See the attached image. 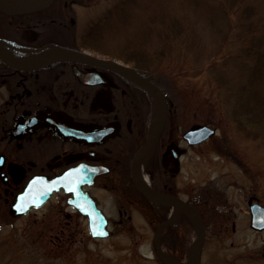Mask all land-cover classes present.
Instances as JSON below:
<instances>
[{"label":"rangeland","instance_id":"obj_1","mask_svg":"<svg viewBox=\"0 0 264 264\" xmlns=\"http://www.w3.org/2000/svg\"><path fill=\"white\" fill-rule=\"evenodd\" d=\"M235 1L226 0L227 5ZM241 1L229 13V23L220 9L221 0H92V11H87L98 30L92 37V52L147 68L169 99L170 119L143 173L150 184L156 180L164 143L183 149L169 181L203 219L198 264H264V230L249 226L248 209L253 202L264 205V134L248 133L231 115L235 91L255 63L252 56L240 52L242 24L264 21V0H248L250 10L243 13L247 16L238 18ZM85 10L75 12L78 44L84 42L91 18L80 16ZM171 16L185 26L188 48L181 40L182 50L179 44L167 50L170 46L162 34ZM143 50L149 55H144L149 59L146 63L132 60V53ZM253 80L249 90L264 99V64ZM135 102L124 96L122 109L113 111L122 134L118 142L124 141L126 148L138 145L146 135L133 115ZM99 111L100 107L95 108L99 118L114 117L111 111L102 116ZM149 118L150 112L146 124ZM200 124L213 127L215 134L187 144L182 132ZM100 182L92 187V194L108 219L109 235L104 238L90 235L85 216L67 204L61 193L24 214H12L11 197L5 199L0 181V264H165L155 251L157 222L152 208L136 202L127 178L108 177ZM15 187L12 184L11 189ZM196 234L194 228L187 234L183 252L176 251L179 262L187 261Z\"/></svg>","mask_w":264,"mask_h":264},{"label":"flooded vegetation","instance_id":"obj_2","mask_svg":"<svg viewBox=\"0 0 264 264\" xmlns=\"http://www.w3.org/2000/svg\"><path fill=\"white\" fill-rule=\"evenodd\" d=\"M55 4L51 12V6ZM81 8L86 10L80 16L91 18H88L89 24L83 35L84 42L78 44L74 33L77 22L75 12ZM87 11H92V0H53L34 12L11 13L8 38L0 36L5 41L2 49L8 55L23 56L41 50L51 43L43 39L55 36L59 44L55 46L59 48L97 54L92 52V36L98 31L97 25L92 27V13ZM85 13L88 14L85 16ZM120 61L137 70L129 62ZM139 89L142 88L119 72L90 61L59 60L34 69H21L0 60V181L5 199L11 197L12 205L16 193L34 173L51 176L74 165L79 166V188L86 192L88 198L93 197L97 205L92 187L101 183L100 179L123 177L130 181L131 159L142 142L130 148L125 147L124 141L118 142L122 134L115 113L122 109L120 100L124 96L133 97L136 101L133 115L138 116L145 132L152 102L145 92L149 109L143 119ZM97 107H100L99 115L115 111L114 117H97ZM168 112L162 131L167 125ZM110 124H114L115 128L107 135L101 138L92 135L93 130ZM182 151L172 142L163 144L154 189L178 196L169 180L178 169ZM38 164L39 168L34 170L33 167ZM92 166L107 168V171L102 170L104 172L95 176L93 184L90 176ZM20 182L21 186L17 185ZM12 184L16 187L11 189ZM107 185L102 184L104 187ZM57 193L63 194L68 204L72 193H65L63 189ZM135 193L136 202H146L149 207L160 211L161 206H167L162 202L148 201L138 190ZM75 198L77 206L69 205L83 215L81 210L89 207L88 200L85 197ZM83 216L87 220L86 214Z\"/></svg>","mask_w":264,"mask_h":264},{"label":"water","instance_id":"obj_3","mask_svg":"<svg viewBox=\"0 0 264 264\" xmlns=\"http://www.w3.org/2000/svg\"><path fill=\"white\" fill-rule=\"evenodd\" d=\"M51 1L52 0H0V8L12 13L31 12L45 7ZM3 44H5V41L0 39V60L15 68L34 69L58 60L90 61L92 62V64L110 68L128 77L139 86L144 88L149 96L150 93L153 92L156 97L159 109L158 120L151 133L148 132L145 141L138 147L132 157L130 164L131 178L137 189L148 200L164 202L172 206L173 208L176 207V214L174 215V217L169 216L166 221L159 224L156 228L155 247L160 258L166 264H172L162 255V251L159 245V233L160 229L164 225L176 221L180 214L183 212L192 220L197 231L196 239L193 242L188 254L187 264H192L194 260L196 261L195 264H198V256L204 239V225L199 211L192 204L184 201L180 197L152 189L150 186L144 184L140 180V177L137 173V166L141 156L145 152L151 150V148L154 146L166 119L167 102L162 89L157 84L152 82L148 77H145L144 75L138 73L136 70L114 59L99 57L96 55H88L83 52L74 50L62 49H56L54 51H46L28 55L22 58H16L15 56L6 54L1 46ZM114 128V124H110L102 128H97L96 130L92 131V135L101 138L102 136H105L112 130H114ZM214 133V128L208 126L207 124H201L186 129L182 133V138L189 144H196L213 135ZM102 170L107 171V168L101 169L99 166H92V173L90 174V176L92 177V184L94 176L101 172H104ZM77 174L78 166H71L51 177H48L47 175L41 173L33 174L27 180L23 189L16 194L15 201L12 205L13 214L26 213L32 207H38L42 205L52 194V192L63 188L66 192H72V197L76 196V199L85 197L86 200H88L89 207L84 209V213L88 216V228L91 236L94 238L107 236L109 234V230L107 228V219L103 212L97 207L94 200H91L90 198L85 196V192L81 191L77 184ZM186 210H188L189 213ZM249 214L250 227L256 230H263L264 206L258 203H251L249 205Z\"/></svg>","mask_w":264,"mask_h":264},{"label":"trees","instance_id":"obj_4","mask_svg":"<svg viewBox=\"0 0 264 264\" xmlns=\"http://www.w3.org/2000/svg\"><path fill=\"white\" fill-rule=\"evenodd\" d=\"M222 5L221 11L227 18V23L231 21L229 17V13L231 11H235L236 7L234 6L239 2V0L235 1L232 5H227L226 0H221ZM243 2V3H242ZM240 9V16L238 18L246 17L247 15L243 16L244 12H248L250 10L248 0L241 1ZM248 3V4H247ZM248 5V6H247ZM236 13V12H235ZM9 15L0 11V36L8 38L7 35L9 34V24H8ZM243 19V18H242ZM165 23L163 24V26ZM243 41L241 45L240 52L242 55L245 56H252L254 58V65L249 67L247 72V77L243 84L237 87L235 91V102L234 108L231 111V115L239 122L241 128L243 127L247 130L248 133H253L255 135L264 134V99L260 98L258 93L256 92L253 94L251 89L249 90V86H251L254 82V76L257 73V70H261L264 64V21L260 20L259 25H253L251 22L248 21L246 25H243ZM186 30L183 23L178 20L176 17L171 16V18L167 21L165 26V31L162 34L163 42L168 43L170 48L168 47L167 50L171 51V46L175 44H179L181 47L180 50L183 49V45L180 44V41H185V46H189V43L186 41ZM57 39L55 37H47L44 38L43 41L48 42H55ZM50 44V43H48ZM46 44V46L48 45ZM164 52V49H161ZM144 50L142 52H134L132 53L131 57L132 60L137 62H144L146 63L148 60L145 59L144 55H147ZM149 57V55H147ZM147 65V64H146ZM138 71L142 72L145 75L150 76V71L147 68H137ZM250 70V71H249ZM140 98L143 102L142 104V117L143 119L146 117L148 109H149V100L145 95V91L143 89H139L138 91ZM168 102V110L171 106ZM167 122L169 121V112ZM146 129V127H145ZM154 219L159 221H163L166 219L168 207L161 206V211L152 207ZM194 229L191 221L185 214H181L178 221L175 223L168 224L162 234L160 236V243L167 249L168 254L175 258L180 259L178 255L183 252L184 244L186 243L187 234ZM178 251V252H176Z\"/></svg>","mask_w":264,"mask_h":264},{"label":"bare ground","instance_id":"obj_5","mask_svg":"<svg viewBox=\"0 0 264 264\" xmlns=\"http://www.w3.org/2000/svg\"><path fill=\"white\" fill-rule=\"evenodd\" d=\"M150 98L152 100V103H153V108H152V111H151V114H150V118H149V132L151 133V131L153 130V128L155 127L156 123H157V120H158V116H159V109H158V104H157V101H156V97L155 95L153 94V92L150 93ZM148 153L149 151L145 152L139 162H138V166H137V173L140 177V180L149 186V179L146 175H144L143 173V168H144V164L146 162V159L148 157ZM188 212V210H186ZM176 213V207L174 208L173 212H172V215H174ZM189 213V212H188ZM162 255L169 261L171 262L172 264H187V262H176L174 260H172L171 258L168 257V255H166V253L163 251L162 252ZM196 261L194 260L192 262V264H195Z\"/></svg>","mask_w":264,"mask_h":264}]
</instances>
